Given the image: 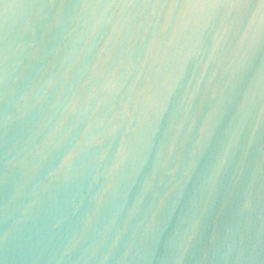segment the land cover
I'll return each mask as SVG.
<instances>
[{"label": "water", "instance_id": "1", "mask_svg": "<svg viewBox=\"0 0 264 264\" xmlns=\"http://www.w3.org/2000/svg\"><path fill=\"white\" fill-rule=\"evenodd\" d=\"M0 264H264V0H0Z\"/></svg>", "mask_w": 264, "mask_h": 264}]
</instances>
